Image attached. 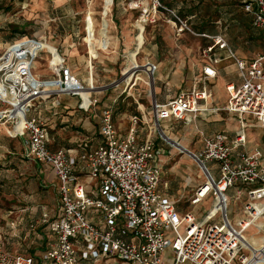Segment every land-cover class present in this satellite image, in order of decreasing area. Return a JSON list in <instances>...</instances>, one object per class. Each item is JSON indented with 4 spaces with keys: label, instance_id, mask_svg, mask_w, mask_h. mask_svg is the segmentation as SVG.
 Returning a JSON list of instances; mask_svg holds the SVG:
<instances>
[{
    "label": "built area",
    "instance_id": "obj_1",
    "mask_svg": "<svg viewBox=\"0 0 264 264\" xmlns=\"http://www.w3.org/2000/svg\"><path fill=\"white\" fill-rule=\"evenodd\" d=\"M145 1L131 0L127 8L139 10L135 28L140 34L169 14L177 34L189 31L211 43L202 48L206 61L194 85L165 103L150 85L151 119L146 122L139 114L133 115L126 133L115 122L112 104L106 103L99 117L98 140L83 138L75 146L54 149L44 109L66 95L76 96L79 107L90 111L100 104V95L110 84L85 82L68 65L59 47L52 50L42 45L47 39L24 35L0 49V124L10 125L14 137L24 140L25 156L51 169L58 180L53 209L44 206L38 217H29L27 209L10 208L3 216L0 264H81L92 260L107 264H264V148L249 146L246 130L250 124L244 119L250 116L264 129V50L253 58L241 57L223 33H197L177 9L161 0ZM240 1L254 28L264 33V0ZM113 3L109 1L106 9L105 0L99 14L100 29ZM94 15L87 11L82 37L91 60L98 51L110 48V41L101 33L95 36ZM138 42L136 36L133 48ZM221 51L233 59L237 81L226 83L228 99L219 107L213 103L209 85L218 76V65L224 59ZM42 53L48 56L50 75L36 71ZM144 63L152 68L153 76L157 65L149 60ZM140 72L151 78L140 67L134 77ZM123 73L112 82L114 86L129 87ZM218 111L237 114L240 129L235 134L219 131L207 135L199 130L203 144L198 151L175 141L177 153L188 155L203 178L188 198L186 209H181V198H172L161 187L162 156L172 153L161 142L168 139L165 124H188L197 116ZM144 130L146 135L140 138ZM232 202H241L243 210L235 223L229 215ZM205 203L210 207L199 211Z\"/></svg>",
    "mask_w": 264,
    "mask_h": 264
},
{
    "label": "rangeland",
    "instance_id": "obj_2",
    "mask_svg": "<svg viewBox=\"0 0 264 264\" xmlns=\"http://www.w3.org/2000/svg\"><path fill=\"white\" fill-rule=\"evenodd\" d=\"M109 1L111 0H106V9H109ZM130 1L131 0H113L114 3L112 6H110L114 14V21L116 22V24L118 23L117 31L120 45L117 51L120 52V60L117 64L109 60L108 62H106L107 68L111 69L110 72H102V70L100 72L99 67L98 72L100 74V79L97 80L98 83H96L101 85L110 84V89L106 92L103 102L112 104L115 111L114 113L116 116V122L120 124L122 129L125 131L130 128L132 122L131 117L135 114H141V104H144L148 111L151 110L152 103L151 94L149 91L150 78L145 72H140V74L138 73V75L135 77V81L133 80L134 82H131L132 85L131 83L129 84L128 88H126L125 84L121 85L120 87L116 85L114 86L112 82L115 79H120L122 77V72H124L123 77L127 81V83L130 82L134 77L133 73L137 67L142 68L151 76L152 68L148 67V65L146 66V63L144 62L146 61L147 57L153 56L152 49L153 44L156 41H158L159 43L160 59L163 60L169 58L170 56L168 50L171 49V47L168 46V42H166L164 39L163 30H161V32L159 33V31H155V28L151 26H146L144 30L145 40L143 38V35L138 34V45L135 49L131 48V43L129 42L135 40L136 36L134 37L130 30L135 29L134 27L136 19L139 17L140 12L139 10L127 9L128 3ZM147 1L150 2V0ZM185 1L189 2L192 8L195 7L193 3L199 1L200 4H202V9L205 8L204 13L202 14L203 20L205 19L204 26L207 28H211V30H218V32H222L228 39V41L237 48L242 57L253 58L256 53L264 50V33L259 30L257 31L260 32V34H257V32L254 33V29L251 24L252 20L248 15H244V10L242 9L239 0ZM210 4H213L212 9H206V6H209ZM104 5L105 0H0V49H4V46L7 42H10L15 38H20L21 36L27 35L28 37L47 39V41H42V45H48L52 50H55L56 46L59 47L60 51L64 52L67 61H69L71 54L76 52L75 48H77L81 54L85 55L87 48H85L84 45L80 44V42H83L82 37L85 33L86 13L88 10L94 11V19H96L95 23H99L101 21L99 14L101 10H103ZM215 5H218L219 8L215 7ZM221 16L223 19L219 20L220 22L219 24H217L218 27H216V25L212 23V21H215ZM108 17L106 19L104 18L105 26L100 30V33L104 36L105 39L107 35H110V33L107 34L110 23ZM170 17V15L163 16L162 18L164 20L161 18V23L165 25L172 24L169 21ZM183 18H185V15ZM191 20L192 19H188V24L193 30H195V32L203 30L201 28L198 29L199 27L197 28V25L192 24ZM164 26H162L161 28L164 29ZM172 26L174 29V31L172 32L173 40L183 45L182 49L184 50V56L182 57V61L193 59L197 63L198 60L201 59V56L203 58H206V56L203 55V51L202 49H200V47L203 48L204 46H206V44L211 43L210 39L194 35L189 31H185L188 34L187 39L184 40V37H182L181 39L177 40L176 36H178L179 34L176 33V29L173 24ZM126 28L130 29L125 30L124 32L125 36L128 39L127 43L129 46V59L127 54H125L123 44V30ZM89 32L91 33V28H89ZM143 42L145 44L142 50L143 52L141 53L142 57L140 56V58H138L137 55ZM73 43H75V47L71 48V45H73ZM186 47L190 49H186ZM91 50L93 52L95 51L93 45H91ZM42 56V59L39 58L37 60L36 71L40 75H50L51 71L48 67V56H46L44 53H42ZM186 64L188 65V63ZM178 65L179 68H183L182 70H184L185 74L188 73L189 68L184 66V64L178 63ZM174 66L177 65L172 61L170 63L165 62L160 68L161 71H165V77L161 81L159 79H156L154 83V85L159 88L157 91V98L159 100L170 98L176 92L179 93V91L181 90H189V88L195 83V80L193 79L185 81L182 85L181 82H176V80L172 78V71L174 70ZM80 68L84 72L86 77L87 70L85 64H82ZM227 70L230 69L228 68ZM233 72L230 73V76L232 75L237 77V70ZM156 76H158L157 73ZM90 80L93 81V77H91ZM229 80L232 79L226 78L225 81ZM234 80H237V78H235ZM84 81L89 82V80L86 78L84 79ZM216 83L217 87L219 88V97L220 99H223L225 93L222 86V80H217ZM212 86H214V84L209 85V87ZM67 99L68 98L66 95L60 96L57 104L62 105L66 103ZM114 99H116V102H114ZM51 101L54 100L52 99ZM42 105L44 107L45 102H43ZM148 118H151V114L148 115ZM69 123L77 126L80 122ZM202 123L203 122H191L188 124L179 123L174 127L173 133H170V135H172V137L175 139H177V137L179 136L183 140L184 146L186 145V141H188L190 148L198 151L199 147L201 148L203 143L200 140L201 137L199 132L197 131L198 128L196 127V124L200 128L199 130H203L205 132V125L203 126ZM236 123L237 122H235L234 120L228 122L229 127H234ZM168 124L174 123L168 122ZM222 125L225 124L216 123L215 125L210 126L220 128L222 127ZM55 128L58 129V131H54L53 134L55 143V139L57 138H61L63 140V143H67L69 139H73V137L76 136V127L70 126L67 130L64 131L59 130L58 126H56ZM250 130L253 131V134L251 136H258V132L260 131V129H254L251 127ZM250 130L248 131L249 133ZM166 140L167 142L163 140L161 142L167 146V150L171 149L172 153L169 154L168 152H166L162 156L164 171L161 186L162 188L164 187L166 189L167 193H169L170 195H174V198H181L179 207L181 209H186V207L188 206V198L193 193L191 190L192 187L196 189L203 178L200 179L199 177V169L197 167V164L185 153H177V150H175V147L170 142V140ZM19 147L20 148L18 150H20L21 152H25L23 142L19 143ZM18 163L22 162L18 161ZM21 167L23 169L27 167L28 183L29 181H31V183L28 184L27 188L28 194H30L29 192H31V194H36L40 191H43V193L41 192L43 195L41 197V201L44 204L48 205L47 208L53 209L57 205V193L51 186H49L48 189L44 190L40 187V174L42 173H37L38 164L33 159H28V162H25V164ZM9 169H15L18 171L20 167L19 165L14 166L13 164L8 162V158L6 159L2 157L0 163V227L4 225L2 221V214L5 209L15 208L25 203L24 201H21L19 199L20 192H15L11 187L9 188L6 185L3 174L9 172ZM209 207L210 203H205L204 205L199 206V208L197 209L201 211L203 209L207 210ZM229 215L233 223H235L236 217L243 215L241 202L231 203L229 208ZM245 235H249V232H247ZM258 241L260 240L254 239V242Z\"/></svg>",
    "mask_w": 264,
    "mask_h": 264
},
{
    "label": "crops",
    "instance_id": "obj_3",
    "mask_svg": "<svg viewBox=\"0 0 264 264\" xmlns=\"http://www.w3.org/2000/svg\"><path fill=\"white\" fill-rule=\"evenodd\" d=\"M145 2L148 3L147 0ZM208 7L209 6H206V9H208ZM204 9H202V11ZM167 15H169V14H167ZM247 15L250 17L249 14H247ZM192 16H190V19L191 18L193 19ZM114 19H115L114 14H113V12H111L110 16L108 17L110 24H109L108 31H107V34L110 33L111 37H110V35H107V37H106V40H108V41H110V39H111L110 48L108 50L98 51L96 59L91 60L89 58L87 50H86V54L84 55V54H81L77 48H75L76 52L71 54L69 61H67L68 65L71 66L72 70L74 72L78 73L83 80L86 78L89 81H91L90 78L93 77V81L95 83H98L97 80L100 79V74L98 72V68L100 67V72H101V70H102V72H104V71L110 72L111 69L107 68L106 62H108V60L112 61L113 63H116V64L119 62L120 52H118L117 49L120 45V40L118 37V31H117L118 23L116 24ZM162 19H159V21L155 24L148 25V26L155 28V31L157 30V31H159V33L161 32V30H163L164 39L166 42H168V46L171 47V49L168 50L170 57L162 60V59H160V56H159V54H160L159 43H158V41H156L153 44V49H152L153 50L152 51L153 56L146 58V60H149V61H152L153 63H155L157 65V68H158L157 72H155L153 74V76L149 79V81H150L149 86L151 85V89L153 92L154 91L157 92L159 89L157 86L154 87V83H155L156 79H159L161 81L165 77V73H164L165 71L160 70L161 66L165 62L170 63L173 61V63H175L177 65V66H174V70L172 71L173 72L172 78H174L176 80V82H181V85H182L185 81H188L191 79L195 80L194 82H196V80H198V78L203 74V66H204L205 61H206V58H203L202 56H201V59L198 60L197 63L193 59H189L188 61L187 60L182 61V57L184 56V50L182 49L183 45L181 43L179 44L178 42L173 40L172 32L174 31V29H173L172 24H169V25L162 24L161 23ZM169 21L172 23L171 17H170ZM192 22H194V20H192ZM162 26H164V29L161 28ZM100 30H101L100 29V22L99 23L97 22L95 25V36H96V38H98V36L100 34ZM125 30H130V29L126 28L123 30L124 51H125V54H127L128 59H129V52H128L129 46L127 43L128 39L124 34ZM130 31L132 32V35H134V37L137 36L138 34H140L136 30V28L132 29ZM144 32L141 35H143V38L145 40ZM187 35H188L187 32H183L176 37H177V40L181 39L182 37H184V40H186ZM129 43H131V48L135 49V48H133L134 44H135V40H133ZM80 44L84 45L85 48H87L85 43L80 42ZM73 47H75V43H73V45H71V48H73ZM187 48L188 47H186V49ZM188 49H190V48H188ZM200 49H202V47H200ZM142 52L143 51L141 50L140 53L137 55L138 58H140V56L142 57V55H141ZM237 52H238L237 54L240 53L239 51H237ZM221 54L224 56V59L218 65V71H219L218 76L216 78L211 79V81H210L211 84H214V86H212L213 92H214V100H213L214 105L219 106V107L224 106L227 102V99H228V94H227L226 87H225L226 86L225 84L228 82V81H225L226 78L232 79L229 81H237V80H234L235 78H237L236 76H232V75L230 76V73L236 70V66H235L233 59L227 58L226 57L227 54L224 51H221ZM156 57H158V58H156ZM177 62L179 64H184V66L189 68L187 74H185L184 70H182L183 68L182 69H181V67L179 68V65ZM186 63H188V65ZM82 64H85V66H86V70H87V76L86 77H85L84 72L80 68V66ZM184 66H182V67H184ZM228 68L230 70H227ZM156 73L158 74V76H156ZM233 74H234V72H233ZM134 79H135V77H133V79L128 83H131ZM217 80H222V86L224 88V93H225V96L223 99H220V97H219L220 93H219V88L217 87V83H216ZM181 85H180V87H181ZM177 93L178 92H176L172 97H174ZM105 95H106V92L101 95L100 104L97 105L96 107L92 108L90 111H85L79 107V104H78L79 101H78V98L76 96H67L68 99H67L66 103H64L62 105H58L56 102V104H52L45 109L44 112H45V116L48 119V123L51 127L50 130H51L52 138H53L54 131H58V129L55 128L56 126H58L59 130H61V131L67 130L70 126L76 127V130H75L76 136L73 137V139H69L67 141V143H63V140L61 138L55 139L56 143H55L54 139H52V142H53L52 147L54 149H58L61 147L75 146L83 138H90L94 142L99 139L98 122H99L101 110H102L103 106L106 104V102H103ZM170 98H167L164 100H159V101L162 103H165ZM140 109H141L140 110L141 114H139V115L143 118L144 121L149 122L150 121L149 119H151V118H148V115L151 114V110L148 111L144 104L140 105ZM114 119L116 122L115 113H114ZM244 119H245V122H248V124H250V126L246 130V135H247L249 146L259 145V146L264 148V129L257 126L256 121L253 118H251L250 116H245ZM233 120L235 122H237L236 125L234 127H229L228 122H231ZM69 122H80V123L77 126H74L72 123H69ZM192 122H203L202 123L203 126L205 125V127H204L205 128V134H207V135H210L212 133L219 132V131H224V132H227L229 134H235L240 129L239 117L237 116V114L232 113V112H228V111H218L215 113L208 114L207 116H197ZM173 123L175 125L174 124H168V123L165 124L166 125V132H167V134H169V135H167L168 136L167 138L170 141H177V139H179L178 141H181L182 139L179 136L177 137V139H175L172 137V135H170V133L172 134L174 127L177 126V124L182 123V122L181 121H175ZM216 123H224L225 125H222V127H220V128H217L215 126H213V127L210 126V125H215ZM116 124H117L118 128L120 129V131H122L123 133L127 132L128 129L125 131L122 129L120 124H118L117 122H116ZM196 127L198 128L197 131H199L200 128L197 126V124H196ZM250 127L254 128V129H260V131L258 132V136H251L253 134V131L250 130ZM249 130H250V133L248 132ZM146 132H147V130H145V132L142 131V133L140 134V138H144L146 135ZM20 142H23V146L25 149L24 140L20 137H18V138L14 137L11 126L8 124H0V163H1V159L3 157L6 159L8 158V162L13 164L14 166L19 165V167H20V169L18 171L15 169H9V172H6L5 174H3L6 185L9 188L11 187L13 191L20 192L19 193V197H20L19 199L21 201L25 202V203L19 205L18 207H15V208L27 209L29 217H32V216L38 217L40 215V209L44 206L48 207V205L44 204L41 201V197L43 196L42 195L43 191H40L36 194L35 193L31 194V192H29L30 194H28V192H27L28 184H30L31 181H29V183H28L27 167L23 169L21 166H23L25 164V162H28L29 158H27L25 156L24 151L21 152L20 150H18L20 148L19 147ZM187 142L188 141H186L185 146L187 148L193 150V151H196V150L190 148L189 142L188 143ZM180 144L183 145V140ZM200 149L201 148L199 147V150ZM175 150H176V148H175ZM17 160L19 162H22V163H18ZM35 162L38 164L37 173L38 174L40 172L42 173V174H40V176H41L40 177V183H39L40 187L44 190V189H48V187L51 186L53 188V190L57 193L58 180H57L54 172L51 169L45 168L39 162H37V161H35ZM162 190L165 191V193L167 195L174 198L173 197L174 195H170L169 193H167V191L164 187L162 188ZM191 190L193 192L194 188L192 187ZM8 209L9 208L4 210V212L2 214V218L6 214ZM109 262L112 263L111 261H109ZM81 264H107V263L103 260H92L89 262H83Z\"/></svg>",
    "mask_w": 264,
    "mask_h": 264
},
{
    "label": "trees",
    "instance_id": "obj_4",
    "mask_svg": "<svg viewBox=\"0 0 264 264\" xmlns=\"http://www.w3.org/2000/svg\"><path fill=\"white\" fill-rule=\"evenodd\" d=\"M240 1V0H239ZM161 2L165 5V6H167V7H169V8H172V9H177L178 10V13L182 16V17H184V15H185V18H188V19H190V16H192L193 17V19L192 20H194V22H192V20H191V23L192 24H195V25H197V28L198 29H203L202 31H196L197 33H206V34H216V33H219L218 32V30H211V28H207V27H205L204 26V22H205V19L203 20V16H202V14L204 13V10L202 11V4H200V2L199 1H197L196 3H193L194 5H195V7L194 8H192V6L190 5V3L189 2H187V1H185V0H182V1H178V0H161ZM240 4H241V7H242V3H241V1H240ZM212 7H213V4H210L209 5V7H208V9L210 8V9H212ZM215 7H217V8H219V6L218 5H215ZM243 9V8H242ZM193 11V12H192ZM195 11V12H194ZM247 12L246 11H244V15H246L247 16ZM250 18H251V16H250ZM220 19H223L222 18V16L220 17V18H218V19H216L215 21H212V23H214L215 25H216V27L218 26L217 24H218V21L220 20ZM252 20V19H251ZM251 24H252V21H251ZM252 27H253V29H254V33H256L257 32V34H260V32H258L257 31V29L256 28H254V26H253V24H252ZM195 31V30H194ZM222 33V32H221ZM230 43V42H229ZM231 45H232V47H233V49L237 52L238 50H237V48L232 44V43H230ZM207 45V44H206ZM238 55H240L241 56V54H238ZM242 57V56H241ZM29 251L31 252H33V250L32 249H29ZM26 253H28V249L26 250Z\"/></svg>",
    "mask_w": 264,
    "mask_h": 264
},
{
    "label": "bare ground",
    "instance_id": "obj_5",
    "mask_svg": "<svg viewBox=\"0 0 264 264\" xmlns=\"http://www.w3.org/2000/svg\"><path fill=\"white\" fill-rule=\"evenodd\" d=\"M107 18V17H106ZM105 18V19H106ZM110 24V23H109ZM172 144H173V146L177 149V147H178V143H175V141H170ZM179 142V144L182 142V141H178ZM182 145V144H181Z\"/></svg>",
    "mask_w": 264,
    "mask_h": 264
}]
</instances>
